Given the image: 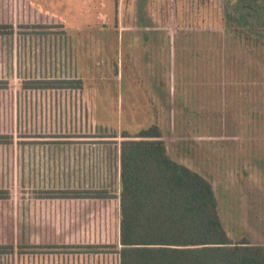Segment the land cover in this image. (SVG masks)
Masks as SVG:
<instances>
[{"label": "rangeland", "instance_id": "obj_1", "mask_svg": "<svg viewBox=\"0 0 264 264\" xmlns=\"http://www.w3.org/2000/svg\"><path fill=\"white\" fill-rule=\"evenodd\" d=\"M0 0V241H113L105 201L37 198L57 188L120 193L123 131L158 124L168 153L212 183L233 240L264 246V29L226 0ZM56 24L21 28L28 23ZM19 32V33H18ZM81 78L83 89H24ZM28 254L0 264H120L119 255ZM68 253V252H67Z\"/></svg>", "mask_w": 264, "mask_h": 264}, {"label": "trees", "instance_id": "obj_2", "mask_svg": "<svg viewBox=\"0 0 264 264\" xmlns=\"http://www.w3.org/2000/svg\"><path fill=\"white\" fill-rule=\"evenodd\" d=\"M206 1V0H203ZM202 1V2H203ZM238 19L252 30L264 29V0H226ZM56 24L28 23L21 28H50ZM16 33L12 23L0 22V37ZM19 33V32H18ZM24 89H83L81 78H30ZM11 81L0 78V90ZM13 134L0 133V145L13 144ZM120 193L107 188H57L37 191V198L105 201L115 207L118 237L113 241H0V258L28 254H92L114 249L120 264H264V246L244 237L233 240L219 212L209 179L173 159L158 124L137 133L123 131L120 140ZM12 190L0 188V200ZM68 252V253H67Z\"/></svg>", "mask_w": 264, "mask_h": 264}, {"label": "crops", "instance_id": "obj_3", "mask_svg": "<svg viewBox=\"0 0 264 264\" xmlns=\"http://www.w3.org/2000/svg\"><path fill=\"white\" fill-rule=\"evenodd\" d=\"M119 149H120V147H119ZM118 171H119V174H120V153H119Z\"/></svg>", "mask_w": 264, "mask_h": 264}]
</instances>
